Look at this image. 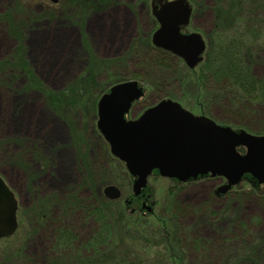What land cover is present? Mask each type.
<instances>
[{
  "label": "rangeland",
  "instance_id": "1",
  "mask_svg": "<svg viewBox=\"0 0 264 264\" xmlns=\"http://www.w3.org/2000/svg\"><path fill=\"white\" fill-rule=\"evenodd\" d=\"M192 1L195 13L191 29L204 33L207 49L217 44L222 26L232 31L241 23L244 29L255 32L249 38L251 46L264 48V9L259 13L256 8L257 4L263 6L264 0H243L242 3L235 0L238 10L230 14L221 10L226 0ZM70 2L74 5L72 8ZM74 2L0 0V175L19 200L17 230L0 239V264L50 263L51 256L57 254L51 250L54 222L65 212L64 202L76 200L75 196L67 199L72 190L76 197L86 199L87 202L81 203L82 209L102 206L107 210L111 242L114 241L116 253L128 264H188L186 258L193 249L185 242L188 245L182 243L183 250L179 238L184 240L186 235L197 234L214 241V237L225 232L223 230L233 231L228 215L249 223L247 227L240 222L249 231L264 234L260 220L252 223L254 218L264 220V198L259 196H264V183L250 178L220 197L214 194V186L220 184L218 180H202L179 188L168 178L151 176L149 188L144 191L149 190L150 200H155L154 211L144 210L145 215L136 212V217H132L130 209L136 203L128 206L125 199L133 195V179L125 164L112 156L96 125L97 102L113 84L136 79L145 88L146 95L128 115L132 118L161 98L175 99L194 113L212 114L218 122L233 128L245 126L247 118L242 117V121L233 118L231 112L234 113L235 107L226 98L222 106L229 116L222 114V108L199 104V100L203 104L204 99L202 96L196 99L194 73L198 66L192 73L181 61L178 69L166 68L160 63L147 65L148 40L156 28L148 14L147 0H118L110 7L96 4L88 13ZM10 16L13 18L10 23L18 24L19 36L12 32L7 20ZM21 21L23 29H20ZM135 47L139 50L137 58H134ZM13 55L16 64L1 69L2 63ZM20 64H24V70ZM87 71L92 74L88 82L83 80L89 75ZM255 71L264 75V67H256ZM181 72L188 75L189 81L179 84L184 78ZM74 89L77 94H73ZM63 92L74 95L76 102L67 107ZM48 93L54 96L51 104ZM239 111L245 113L244 109ZM262 118L261 115L259 121L250 118L248 123L255 120L257 125L251 124L252 131L264 132V125L258 127L264 124ZM61 136L64 139L59 140ZM89 174L93 176L87 180ZM110 184L120 188L121 197H106L104 188ZM94 192L102 199L98 200L99 204ZM137 206L141 208L138 200ZM76 209L75 227L80 240L87 241L86 235L97 227V222L87 220L80 225L84 214L82 209ZM199 211H205L207 222L216 219L215 226L220 228L209 226L213 224L200 228ZM226 212H229L225 218L228 222L224 223V217L217 216ZM31 214L35 216L32 219ZM193 222L199 225L196 229ZM187 228H193V233ZM89 252L80 251L77 264H111L106 259H112L115 254L114 250L103 252L104 255L99 251Z\"/></svg>",
  "mask_w": 264,
  "mask_h": 264
},
{
  "label": "water",
  "instance_id": "2",
  "mask_svg": "<svg viewBox=\"0 0 264 264\" xmlns=\"http://www.w3.org/2000/svg\"><path fill=\"white\" fill-rule=\"evenodd\" d=\"M191 11L187 0H160L153 6L160 27L152 41L194 68L202 61L206 44L199 33L180 31V26L189 22ZM142 95L138 82L130 80L112 86L97 104V126L111 153L137 177L133 184L136 195L146 186L153 169L180 181L208 173L223 176L227 183L219 187L221 193L239 183L245 173L264 182V134L221 125L206 115H195L172 99L148 108L138 119L126 120L132 102ZM239 147L245 151L240 152ZM104 193L111 199L121 196L116 185L106 186ZM17 207L13 191L0 176V238L16 230Z\"/></svg>",
  "mask_w": 264,
  "mask_h": 264
},
{
  "label": "trees",
  "instance_id": "3",
  "mask_svg": "<svg viewBox=\"0 0 264 264\" xmlns=\"http://www.w3.org/2000/svg\"><path fill=\"white\" fill-rule=\"evenodd\" d=\"M238 1H241V3L244 2L243 0H238ZM237 7H238L237 2L235 0H226L223 3L221 10L223 11V13L230 14L232 11L236 13V11L238 10ZM256 8L258 10L257 12L260 13L261 9H264V5L259 6V4H257ZM7 20L9 23L10 21H13L12 16H10ZM257 23L258 25H260L258 21ZM10 26L12 28L13 34L19 36L18 33L19 29L17 30L18 24L11 22ZM243 26H244L243 23H241L236 27V30L233 28L232 31H230L229 29H224V27L222 26L221 28L222 33L217 41V44H215L212 48L207 49L204 60L198 66L197 73H194V71L197 68L192 69L191 72L194 73L197 78V81H195L196 99L199 96H202V98L204 99L202 100L203 104L201 100H199L200 101L199 104L202 107H204L205 105V107L208 106L213 109H220V110L223 109L224 111L222 110V114L228 115L229 112L228 110H226V108L223 107L225 105L222 103L223 99L226 98L230 101V104L233 106V108L235 107L234 108L235 114L231 112L233 118H237L239 121H242V117L244 116H246L247 118L245 120L246 122H244L246 127L240 125L242 127L239 126L238 128L245 127V129L252 131L251 129H253V127L251 128V126L252 125L257 126L256 123H254L255 120L259 121L258 116L261 115L263 117L262 119H264V75H259L255 71L256 67H260V66L264 67V52L261 53V50H264V48L251 46V41L249 40V38L255 35V32H253V30L251 31L250 28L244 29ZM227 33L229 36L226 35ZM135 50H136L135 51L136 55L134 58H137L138 57L137 54L139 52L138 47H135ZM147 50H148V64H147L148 66L152 67V65L155 64L154 66H156L158 63H160L159 65H163L166 68H172V69L179 68V59H177V57L172 56L171 54L163 52L161 50H157L156 48L150 46L149 42H148ZM11 59H13V61H11ZM11 59L5 61L6 64H4L5 62L2 63L1 69L7 68L8 66L10 67L14 66V64H16L15 63L16 59L14 55L11 57ZM20 65L22 67V68L20 67L21 70H24L25 69L24 64H20ZM148 66H146L145 68L147 69ZM103 71L107 72L108 70L103 69ZM181 74L183 75L184 78L181 80L182 82H179V84L189 81L187 74L182 72ZM90 75L92 74H89L87 77H84L83 80L86 82L91 81ZM76 89H74L73 94L78 93ZM62 94L66 98L65 102L67 107L68 104L76 102L77 98H75L74 95L68 94L67 92H63ZM47 96L51 104V102L54 100V96L51 93H48ZM243 109L245 113L239 111ZM206 115H209L217 120V118L212 114L206 113ZM250 118L255 119V120H251L252 125L248 123ZM221 123L227 124L225 122H221ZM257 124L259 123L257 122ZM261 125L263 126L264 124H260L258 127H260ZM254 130H259V129L255 128ZM255 133H264V132L257 131ZM105 152H107V155L109 154L107 150ZM98 169L100 170V168ZM91 173L97 176L94 173V171H91ZM91 176L89 174L86 177V179L87 180L90 179ZM249 178L251 180H254L253 178H251L250 175H247L245 179L247 180ZM93 186L95 187L96 184L94 183ZM74 192L75 190L69 192L67 199L68 198L72 199V197L75 196L76 200L74 201L71 200L70 203H68V201H65L64 202L65 212L64 213L62 212L59 221L54 222V227H53L54 243L52 246L53 248H51V250L52 252L57 254L51 256V260L49 261L50 262L49 264H68L66 262H70L71 264H77L78 260H80V258L78 257V253H80L81 251L82 253L84 252L85 254H87V252L90 253L89 250L92 251L91 253L94 252L97 253V251H99L102 254L103 252L107 253L108 251L112 252V250H114L115 252L113 253L115 254L114 255L112 254L113 258L110 259L109 257H107L106 261L109 260V263L111 264H113V262L117 264H128L125 261V259L123 260V257H120L116 253L117 247L116 244L113 247L114 241L112 240L111 242L112 229H111V224L109 226V223L107 221V217H108V214L106 212L107 210H105L102 206L101 208L90 207V208L82 209L81 203H85L87 201L86 199H82L79 196L76 197V195H74ZM94 194L96 195L95 197V199L97 200L96 202L97 204H99L98 202L101 201L102 199L97 196L96 192H94ZM259 196L260 199L264 198V196H262L261 194H259ZM62 202L60 203L61 205ZM75 207H77L76 210L82 209L84 214L83 217H81V219H83L82 220L83 222L81 221L79 222L80 225L82 223L85 224V221L87 220L97 222V227L93 231H91L90 234L88 233V235H86L88 238L87 241L80 240L79 233L77 231V228L75 227V225L77 224L75 221L77 219L74 218ZM234 212L235 211H232L231 213ZM227 213L229 212H226L225 214L224 213L218 214L217 217L222 215V217H224L223 218L224 223L228 222L226 220ZM132 214H133L132 216L133 218L136 217L134 216L136 213L135 214L132 213ZM198 215L199 218H201L200 220L198 219V221L202 222L200 228L205 225L208 226L209 224L214 225V226L209 225L212 228L217 227L215 226L217 222L216 219L209 222H207L208 220L206 221L207 216L205 211H201V212L199 211ZM33 217L35 216L32 215L31 219ZM40 217L42 218L43 215L41 214ZM228 218L229 220L231 219L233 222L231 228L233 229V231H231L230 229L228 231L223 230L225 232H230V233H228L227 235L224 234L225 232L222 233L221 235L218 234L216 237H214L215 238L214 241L206 239L204 237L205 235L198 236L197 234L192 236L186 235L184 240L181 239V237L179 238L180 246L182 245V243L189 242L190 245L185 243L186 246L188 245V248L193 249L191 255L186 258L188 264H264V234L252 230L249 231V229H247V227H249V223L247 225L246 223L242 222V219L239 217H238V220L240 219L239 221H237V217L233 218L232 215H228ZM259 220L261 223L264 224V220L259 218L257 219L254 218V220H252V223L257 222ZM240 222H242V224H244L245 226L247 225V227H245L244 225L242 227ZM195 223L193 222L194 229H196L199 226L197 225V223L196 224ZM194 229L187 228V231L193 233ZM243 232L246 235L242 236L241 233ZM168 249H170V247ZM182 249L184 250L183 245H182ZM63 254L66 255L63 257ZM184 259L185 257L182 258V261ZM91 260L93 259H90V261ZM100 261L105 263L104 260H99V262Z\"/></svg>",
  "mask_w": 264,
  "mask_h": 264
},
{
  "label": "flooded vegetation",
  "instance_id": "4",
  "mask_svg": "<svg viewBox=\"0 0 264 264\" xmlns=\"http://www.w3.org/2000/svg\"><path fill=\"white\" fill-rule=\"evenodd\" d=\"M46 1H49L50 3H52V4H58L59 3V1L60 0H58L57 2H52V1H50V0H46ZM75 1V2H74ZM159 1L160 0H147V9H148V14H149V16L151 17V19L154 21V23H156V28L154 29V31H156L159 27H160V22L158 21V19L154 16V13H153V6L154 5H158L159 4ZM167 1H172V0H162V2L163 3H165V2H167ZM73 2L75 3V4H78V5H80L81 7H82V9H85V13H88L89 11H92L94 8H95V6H96V4L98 5V6H100V7H103L104 5H109V7L111 6V5H113L114 4V2L115 3H117L118 2V0L117 1H102V0H73ZM187 2L189 3V5H190V7L192 8V12L190 13V18H189V22L187 23V24H185V25H181L180 26V31L183 33V34H190V33H200L202 36H203V38L205 39V41H206V43H207V39H206V37H205V35H204V33L203 32H201L200 30H198V29H191L192 27H191V25H192V19H193V14L195 13V11H194V9H195V6H194V2L192 1V0H187ZM69 4V3H68ZM72 6H74L73 5V3L72 2H70V8H72ZM84 13V14H85ZM22 22V24L20 23L19 25H20V29L22 28L23 29V25H24V22L23 21H21ZM154 33V32H153ZM153 33H151V37L149 38V40H148V42L150 43V46H152V47H154V48H156L157 50H161V51H163V52H166V53H169V54H171L172 56H175V57H177L176 55H174V54H172L171 52H169V51H167L166 49H163V48H160V47H156V46H154L153 45V43H152V34ZM177 59H179V61H181V62H184L181 58H179V57H177ZM135 62V61H134ZM129 80H136V79H128V80H122V81H119V82H124V81H129ZM138 83H139V81H138ZM139 85H140V83H139ZM140 86H142V85H140ZM143 87V86H142ZM144 88V87H143ZM146 90H145V88H144V95L142 96V97H140L139 99H137V100H135L132 104H131V107H130V109H129V112L125 115L126 116V118L129 120V119H135V118H138L146 109H148V107H151V106H153V105H155L156 103H158L161 99H159L157 102H154V103H152V104H150L148 107H146L145 109H143L142 111H141V113L138 115V116H135L134 118H132V117H129L128 115L130 114V112H131V110H132V108L134 107V105L136 104V103H138L145 95H146ZM200 114H202V113H200ZM158 172H157V170H154L153 171V173L152 174H154V175H158L157 174ZM202 180H218V182L220 183V184H218L217 186H214V194H216L217 196H220V197H223V196H225L224 194H217V187L219 186V185H221L222 183H224L225 182V180L221 177V176H210V175H205V176H199L198 178H196V179H189L188 181H186V182H183V183H180L179 181H177V180H173L174 181V183L175 184H177V186H180L181 188L182 187H184V186H187V185H191V184H193V183H197V182H199V181H202ZM147 188V187H146ZM150 197H151V194H150V192H145L144 190L142 191V193L140 194V195H138L137 197L136 196H133V197H131V201L134 203H136L133 207H132V211L133 212H140L142 215H145L146 214V212L144 211L145 209L144 208H140L139 206H137V200L138 201H140L141 202V206L143 205L144 206V203L147 205V206H150V205H152V207L154 208V206L156 205L155 204V202H154V200H150ZM130 205H132V203L130 204ZM139 209H141V210H139ZM153 211H154V209H153Z\"/></svg>",
  "mask_w": 264,
  "mask_h": 264
},
{
  "label": "bare ground",
  "instance_id": "5",
  "mask_svg": "<svg viewBox=\"0 0 264 264\" xmlns=\"http://www.w3.org/2000/svg\"><path fill=\"white\" fill-rule=\"evenodd\" d=\"M57 127H59V125H57ZM62 139H64V136L59 137V140H62Z\"/></svg>",
  "mask_w": 264,
  "mask_h": 264
}]
</instances>
